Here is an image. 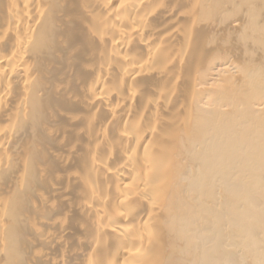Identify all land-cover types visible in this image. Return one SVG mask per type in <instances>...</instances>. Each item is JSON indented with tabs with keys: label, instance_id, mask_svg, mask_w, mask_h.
<instances>
[{
	"label": "bare ground",
	"instance_id": "obj_1",
	"mask_svg": "<svg viewBox=\"0 0 264 264\" xmlns=\"http://www.w3.org/2000/svg\"><path fill=\"white\" fill-rule=\"evenodd\" d=\"M0 264H264V0H0Z\"/></svg>",
	"mask_w": 264,
	"mask_h": 264
}]
</instances>
